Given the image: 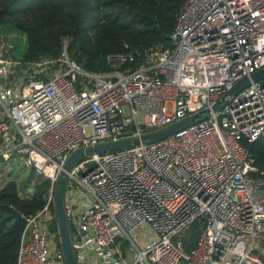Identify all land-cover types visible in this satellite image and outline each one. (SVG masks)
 <instances>
[{
    "label": "built area",
    "instance_id": "2783aa9c",
    "mask_svg": "<svg viewBox=\"0 0 264 264\" xmlns=\"http://www.w3.org/2000/svg\"><path fill=\"white\" fill-rule=\"evenodd\" d=\"M169 37L136 67L131 52L107 56L105 73L85 71L66 48L23 62L0 40V167L18 158L50 182L43 208L25 218L15 264H64L52 230L58 175L74 151L126 138L140 144L68 173L76 264H264V172L243 144L264 138V83L227 94L264 68V0H184ZM191 116L174 135L141 140ZM139 228L143 248L131 238Z\"/></svg>",
    "mask_w": 264,
    "mask_h": 264
},
{
    "label": "trees",
    "instance_id": "16d2710c",
    "mask_svg": "<svg viewBox=\"0 0 264 264\" xmlns=\"http://www.w3.org/2000/svg\"><path fill=\"white\" fill-rule=\"evenodd\" d=\"M183 1L0 0V40L24 36L23 62L56 60L66 48L69 59L90 73L110 71L106 57L126 52L133 55L130 67H136L152 50L171 46ZM243 144L264 172V138ZM49 189L50 182L42 179L24 198L14 179L0 183V264H15L25 218L43 208ZM52 230H57L55 222ZM199 232L198 224L188 232L186 253L196 247Z\"/></svg>",
    "mask_w": 264,
    "mask_h": 264
},
{
    "label": "water",
    "instance_id": "95a60500",
    "mask_svg": "<svg viewBox=\"0 0 264 264\" xmlns=\"http://www.w3.org/2000/svg\"><path fill=\"white\" fill-rule=\"evenodd\" d=\"M253 83H264V68L253 73L250 77L244 78L237 82L227 94L230 96H235ZM197 117L198 116H191L181 119L161 130L143 135L141 140L146 143H155L157 141L163 140L192 125ZM139 144V139L126 138L116 142L88 146L74 151L66 160L61 172L58 175L53 189V211L64 264H76L74 251L77 249V246H73L72 244V235L76 236V240H79L77 230L73 225L68 224L63 208L64 193L66 190L70 189V185L67 186L68 173L77 162L81 161L85 157L99 155L111 151H118L124 148H131Z\"/></svg>",
    "mask_w": 264,
    "mask_h": 264
},
{
    "label": "rangeland",
    "instance_id": "374dc122",
    "mask_svg": "<svg viewBox=\"0 0 264 264\" xmlns=\"http://www.w3.org/2000/svg\"><path fill=\"white\" fill-rule=\"evenodd\" d=\"M13 36L14 34H11L7 36V39L11 38V40L8 41H10L15 47L13 55L16 58L21 59L26 49L24 36H22L20 33H15V36ZM1 86L2 84L0 82V88ZM30 175L32 176L30 177ZM13 179L17 182V186L20 190L21 196L27 198L29 194L32 193L34 185L44 178L36 172H31L30 170L23 168L21 161L16 158L14 161L5 163L0 167L1 184L7 183L9 180ZM143 229L139 228L134 234L131 235L132 240L137 244L139 248L144 247L143 241H145V238L147 237V233H145L146 230ZM139 239H141V242H139Z\"/></svg>",
    "mask_w": 264,
    "mask_h": 264
}]
</instances>
